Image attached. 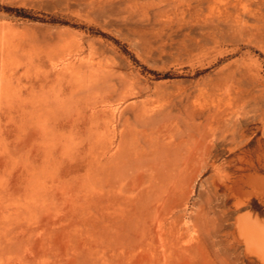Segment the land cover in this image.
<instances>
[{
    "label": "rangeland",
    "instance_id": "1",
    "mask_svg": "<svg viewBox=\"0 0 264 264\" xmlns=\"http://www.w3.org/2000/svg\"><path fill=\"white\" fill-rule=\"evenodd\" d=\"M210 1L0 0V264H264L263 0Z\"/></svg>",
    "mask_w": 264,
    "mask_h": 264
},
{
    "label": "bare ground",
    "instance_id": "2",
    "mask_svg": "<svg viewBox=\"0 0 264 264\" xmlns=\"http://www.w3.org/2000/svg\"><path fill=\"white\" fill-rule=\"evenodd\" d=\"M203 1H206V0H196V7L197 8H199V9H201V4L203 3ZM212 1V0H211ZM210 1V2H211ZM215 0H213V2H214ZM217 1V0H216ZM216 1H215V3H216ZM209 2V1H208ZM207 2V3H208ZM213 2H211L212 4H215V3H213ZM217 3H219L218 1H217ZM262 3H263V5H264V0L262 1ZM193 4V3H192ZM203 6L204 7H206L204 4L202 5V9H203ZM215 5H213L212 7H214ZM217 6V5H216ZM216 6L214 7V8H216ZM224 6V5H223ZM208 8L209 7H207V9L206 8H204V9H206L205 11H211L212 10V8H210L209 10H208ZM263 8V7H262ZM262 8H260L262 11L264 10V8L262 9ZM217 10L216 11H218V7L216 8ZM197 10V9H196ZM213 11V10H212ZM215 11V12H216ZM261 11V12H262ZM202 13L204 12V10L203 11H201ZM215 12H211L212 14L213 13H215ZM219 13L217 14L216 13V15L217 16H220V18H221V15H219L220 14V12H222V10H219L218 11ZM224 13H225V15L227 16V17H229V18H231L232 20H230V21H232V23L231 22H229V23H231V24H229L228 25V23L227 24H225L224 22V24L223 25H221V27L222 26H224V25H228V29L229 30H231L232 32H233V35H234V33L236 34V35H238V36H242L244 33H246L247 32V30L249 29V30H252V29H257V26H256V24H254V19H253V16L251 15V13H252V10L249 8V5L247 4V1L246 0H235L234 2H226V4H225V6H224V11H223ZM222 12V13H223ZM196 13H198V12H196ZM208 13V12H207ZM221 13V14H222ZM204 15H203V17L202 18H204V16L206 15L205 14V12L203 13ZM208 14H210V12L208 13ZM207 14V15H208ZM253 14V13H252ZM258 14H260V13H258ZM198 15V14H197ZM200 15H201V13H200ZM215 15V14H214ZM215 15V18L217 17ZM199 16V15H198ZM209 16V15H208ZM206 17V16H205ZM226 17V18H227ZM206 18H208V17H206ZM209 18H211L210 16H209ZM208 18V19H209ZM225 18V21L227 20ZM212 19V18H211ZM218 19V18H217ZM221 19H223L224 20V17L222 16V18ZM221 19H219V21L221 20ZM222 20V21H223ZM205 21V20H204ZM208 21V20H207ZM212 22H214L213 20H211ZM228 21V20H227ZM226 21V22H227ZM217 22V21H216ZM221 22V21H220ZM203 23V22H202ZM219 23V22H218ZM222 23V22H221ZM221 23H219V24H221ZM204 24V23H203ZM207 23H205V25H206ZM219 24H217V25H219ZM216 25V24H215ZM217 25L215 26L216 28H217ZM202 26V28L203 29H207V28H205V27H203L204 25H200V27ZM207 27V26H206ZM220 26H218V28H219ZM225 27V26H224ZM222 28V29H225V28ZM200 29V28H199ZM209 29V28H208ZM208 29H207V31L206 32H208ZM214 29V28H213ZM201 30V29H200ZM220 29H218L217 31H219ZM248 30V31H249ZM202 31V30H201ZM200 31V32H201ZM204 31V32H205ZM230 31V32H231ZM253 31V30H252ZM257 31V30H256ZM205 32V33H206ZM211 32V31H210ZM223 32V31H222ZM202 33H203V31H202ZM204 33V34H205ZM212 33H214V31L212 32ZM211 33V35H213ZM221 33V32H220ZM229 33V32H228ZM247 33H249V32H247ZM254 33H255V30H254ZM209 35H210V33H208ZM230 34H232V33H230ZM251 34V33H250ZM206 35H207V33H206ZM235 35V36H236ZM202 36V35H201ZM216 36V35H215ZM232 35H230V37H231ZM244 36V35H243ZM247 35H245V37H246ZM252 36H254V35H252ZM212 38H215V37H213L212 36ZM235 38H237V37H235ZM235 38H233V39H235ZM201 39H203V37L201 38ZM204 39L206 40V38L204 37ZM208 39V38H207ZM216 39V38H215ZM240 39V38H239ZM248 39H251L250 37L248 38ZM211 40V39H210ZM241 40H242V38H241ZM207 41V40H206ZM206 41H205V43H206ZM215 41V40H214ZM224 41V40H223ZM222 41V42H223ZM204 42V41H203ZM228 42V41H227ZM234 42V41H233ZM236 42V41H235ZM204 43V44H205ZM211 43V42H210ZM226 43V42H225ZM201 44H203V43H201ZM214 44V43H213ZM215 44H216V41H215ZM224 44V43H223ZM228 45H230L229 43H228ZM233 45H234V43H233ZM207 46H209V43H208V45ZM211 46V45H210ZM214 88H212V94L209 92V94H211L209 97L211 98L210 100V108H208V109H206V110H202V111H200V112H198V114H196V119H198V118H200L201 116H205V117H208L209 119V121H208V123L209 122H213L212 120L214 119V117H215V115H216V113H217V110H216V108H215V106H214V102L217 100L218 101V99H219V97H221L222 95L224 96V94H225V92L226 91H224V92H222L221 91V89H215V90H213ZM211 90V89H210ZM200 96V95H199ZM206 94L204 95V99L206 98V97H208V96H206ZM207 99V98H206ZM209 99V98H208ZM207 99V100H208ZM223 99V98H222ZM249 233L250 234H252V229H249ZM244 234H246V229H244ZM260 235H264V234H260ZM261 241H262V243H261V247H263V252H264V236H261V239H260Z\"/></svg>",
    "mask_w": 264,
    "mask_h": 264
}]
</instances>
